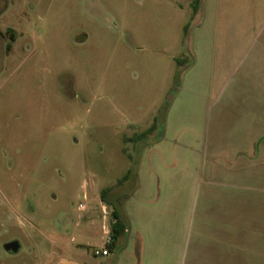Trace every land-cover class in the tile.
<instances>
[{
  "label": "rangeland",
  "instance_id": "obj_1",
  "mask_svg": "<svg viewBox=\"0 0 264 264\" xmlns=\"http://www.w3.org/2000/svg\"><path fill=\"white\" fill-rule=\"evenodd\" d=\"M194 1L0 0V264H134L157 177L264 133V0Z\"/></svg>",
  "mask_w": 264,
  "mask_h": 264
},
{
  "label": "crops",
  "instance_id": "obj_2",
  "mask_svg": "<svg viewBox=\"0 0 264 264\" xmlns=\"http://www.w3.org/2000/svg\"><path fill=\"white\" fill-rule=\"evenodd\" d=\"M261 133L254 129L242 142L227 146L210 141L212 156L203 158L201 174L191 165L182 172L175 164L163 180L157 177L155 195L142 199L143 221L134 224V264H264ZM125 220L128 232L133 221ZM104 233L108 237L110 231Z\"/></svg>",
  "mask_w": 264,
  "mask_h": 264
},
{
  "label": "trees",
  "instance_id": "obj_3",
  "mask_svg": "<svg viewBox=\"0 0 264 264\" xmlns=\"http://www.w3.org/2000/svg\"><path fill=\"white\" fill-rule=\"evenodd\" d=\"M201 2H202V0H195L194 1V4H193V16L194 17L199 12ZM154 130H155V126L151 127L150 130L146 131L145 133H142L138 137H134L133 139H128V140L136 141V142L141 141V140L145 139L148 135H150ZM127 179H128V176L125 177L123 180H121L119 182V184L126 181ZM112 192H113V189H111V188L104 189L101 192V200L104 203H106L109 206H112L114 208L113 216H114L115 221L111 225V231H110V237H111L112 243L109 246V249H110L111 253L115 251V249L118 245V242L124 236V234L127 232V228H128L127 222H126L125 218L123 217L120 209L118 208V206L113 201L110 200L111 199L110 194Z\"/></svg>",
  "mask_w": 264,
  "mask_h": 264
},
{
  "label": "built area",
  "instance_id": "obj_4",
  "mask_svg": "<svg viewBox=\"0 0 264 264\" xmlns=\"http://www.w3.org/2000/svg\"><path fill=\"white\" fill-rule=\"evenodd\" d=\"M111 243H112V240H111V237H110V234H109V236L106 239L104 248L100 249V250H96L95 253H94L95 256H98V257H109L110 254H111V251L109 249V246L111 245Z\"/></svg>",
  "mask_w": 264,
  "mask_h": 264
},
{
  "label": "water",
  "instance_id": "obj_5",
  "mask_svg": "<svg viewBox=\"0 0 264 264\" xmlns=\"http://www.w3.org/2000/svg\"><path fill=\"white\" fill-rule=\"evenodd\" d=\"M7 251L12 254L18 253L20 245L17 242H13L6 247Z\"/></svg>",
  "mask_w": 264,
  "mask_h": 264
}]
</instances>
